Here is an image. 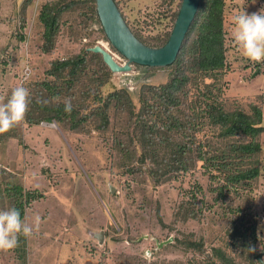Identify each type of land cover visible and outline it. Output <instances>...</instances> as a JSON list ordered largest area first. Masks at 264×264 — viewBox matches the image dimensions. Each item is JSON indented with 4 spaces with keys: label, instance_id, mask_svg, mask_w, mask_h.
<instances>
[{
    "label": "rangeland",
    "instance_id": "obj_1",
    "mask_svg": "<svg viewBox=\"0 0 264 264\" xmlns=\"http://www.w3.org/2000/svg\"><path fill=\"white\" fill-rule=\"evenodd\" d=\"M51 1L56 0H0V134L4 117L7 124L16 122L18 133L0 140V180L43 193L26 206L24 219L16 224L8 218L14 200L0 195V264H190L211 255L217 246L247 263L229 233L242 215L247 226L256 221V250L263 252L264 133L258 178L246 189L225 191L216 201L218 191L212 189L223 181L210 178L201 162L177 178L157 180L152 162L142 161L137 126L113 106L106 130L94 129L92 122L73 131L57 121H26L25 102L34 84L53 80L45 72L51 61L97 44L108 48L119 63L127 61L87 0H77L63 12L53 47L45 52L39 14ZM116 1L129 26L144 39L166 37L182 3ZM225 28L222 98L228 109L249 112L257 104L264 118V0H226ZM259 68L262 72L255 76ZM170 71L167 66L132 63L130 71L112 72L100 93L126 89L138 110L142 86L166 83ZM88 78L71 90L63 87L55 100L64 101L72 93L74 101L81 99V91L95 85ZM95 94L86 98L84 111L95 105ZM196 182L203 187V207L210 208L199 218L184 219L177 213ZM191 240L200 241V247H188Z\"/></svg>",
    "mask_w": 264,
    "mask_h": 264
},
{
    "label": "trees",
    "instance_id": "obj_2",
    "mask_svg": "<svg viewBox=\"0 0 264 264\" xmlns=\"http://www.w3.org/2000/svg\"><path fill=\"white\" fill-rule=\"evenodd\" d=\"M87 1L100 21L96 0ZM75 4L77 0H56L43 6L39 20L43 26L42 48L45 52L53 47L63 12ZM225 5L226 0L200 1L176 60L167 66L171 69L167 82L144 84L139 94L138 110L126 89L107 95L100 93L112 71L100 53L83 49L74 56L51 61L45 72L53 80L34 84V92L28 94L25 102L26 121L29 124L57 121L73 131H81L92 122L94 129L106 130L110 124L109 107L113 106L127 116L129 124L132 122L137 126V136L143 145L142 161L152 162L151 173L157 180H167L171 176L177 178L201 162L210 178L223 181L212 189L218 191L214 200L217 201L225 191L248 188L262 170L260 136L264 133V118L262 108L257 104H253L249 112L242 108L228 109L222 98L223 84L220 81L227 68ZM131 29L141 41L154 47L163 46L172 32L164 38L153 36L145 40L138 31ZM261 72L259 68L254 75ZM86 77L95 85L82 90L81 99L74 101L75 94L72 93L64 101L55 100L63 87L71 90ZM207 78L212 81L207 82ZM92 92H96L93 95L95 105L89 112L84 111L85 100ZM6 118L0 140L18 136L16 122L11 120L7 124ZM2 172L8 176L5 169ZM202 191V185L196 182L177 215L184 219L202 216L204 210L210 208L203 207L204 197L199 198ZM1 194L14 200L8 216L13 224L24 219L26 206H30L31 201L43 197V193L8 180L4 184L0 180ZM234 222V228L229 230L232 244L237 247L238 254L248 260L247 263L237 259L225 247L217 246L212 248L211 255L198 262L193 259L190 264H263L261 252L256 250V221L247 226L242 215ZM200 245V241H187L188 247L198 248Z\"/></svg>",
    "mask_w": 264,
    "mask_h": 264
},
{
    "label": "water",
    "instance_id": "obj_3",
    "mask_svg": "<svg viewBox=\"0 0 264 264\" xmlns=\"http://www.w3.org/2000/svg\"><path fill=\"white\" fill-rule=\"evenodd\" d=\"M200 1L182 0L168 41L163 46L154 47L147 45L135 35L115 0H96L98 15L109 41L127 61L124 64L119 63L112 52L100 44L88 47V50L100 53L112 72L130 71L132 63L151 67L171 65L182 47ZM263 254L264 251L260 253V258L264 264Z\"/></svg>",
    "mask_w": 264,
    "mask_h": 264
},
{
    "label": "bare ground",
    "instance_id": "obj_4",
    "mask_svg": "<svg viewBox=\"0 0 264 264\" xmlns=\"http://www.w3.org/2000/svg\"><path fill=\"white\" fill-rule=\"evenodd\" d=\"M105 47V46H104Z\"/></svg>",
    "mask_w": 264,
    "mask_h": 264
}]
</instances>
